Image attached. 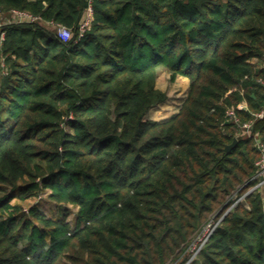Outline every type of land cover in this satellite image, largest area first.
<instances>
[{
	"label": "trees",
	"instance_id": "trees-1",
	"mask_svg": "<svg viewBox=\"0 0 264 264\" xmlns=\"http://www.w3.org/2000/svg\"><path fill=\"white\" fill-rule=\"evenodd\" d=\"M11 9L40 18L0 28V264L185 263L196 234L256 182L264 0H0ZM161 69L189 88L158 120L146 114L167 97ZM42 190L57 213L23 209ZM187 264H264V185Z\"/></svg>",
	"mask_w": 264,
	"mask_h": 264
},
{
	"label": "rangeland",
	"instance_id": "rangeland-1",
	"mask_svg": "<svg viewBox=\"0 0 264 264\" xmlns=\"http://www.w3.org/2000/svg\"><path fill=\"white\" fill-rule=\"evenodd\" d=\"M0 65L2 64L0 63ZM156 86L160 88L161 90L165 91L167 94V97L164 101L153 105L148 110L146 117L151 118V119L162 120V119H166L173 113L177 112L183 99L187 95V91L189 88V81H188V78L183 75H178L175 80H170L169 72L165 69H161L156 78ZM48 192H49L48 190H42L37 195L31 196L30 198L23 201L22 202L23 209L27 211L28 206L35 204L39 206L40 208H42L43 210H45L48 215L57 213L58 206L52 199L49 198ZM244 193L234 196L233 203L230 204L225 209L223 214H225L229 209H231V207L236 202L242 201L245 195ZM12 201H14V199ZM66 208H67L66 218L68 222H70L73 225L74 219H75L76 207L72 205H67ZM222 216H220L218 219L213 217L210 223L211 224L217 223ZM207 225L208 223L205 224V226ZM202 231L203 229L198 234H196V236L193 238L190 244V247L188 248L189 253H188L187 260L185 261V263H181L179 260L177 261L170 260L168 264H187L189 263L191 259L195 256L196 249L202 245L201 242L199 241V236L202 233Z\"/></svg>",
	"mask_w": 264,
	"mask_h": 264
},
{
	"label": "built area",
	"instance_id": "built-area-1",
	"mask_svg": "<svg viewBox=\"0 0 264 264\" xmlns=\"http://www.w3.org/2000/svg\"><path fill=\"white\" fill-rule=\"evenodd\" d=\"M91 0H88V2H90ZM40 17L37 15H33L28 11L25 10H20V9H11L8 11L7 14H4L0 11V28L6 24L7 22L11 21V20H15V21H22V20H37ZM92 18V7L91 4L89 3L86 7V11L84 14L83 19L81 20V22L78 24V36H82L84 31L86 30V28L89 26L90 21ZM56 28V35L57 37L61 38V39H67L71 36V29L65 25L62 24H55L54 25ZM4 38V30L0 29V42L2 41V39ZM238 107H246V103L244 102H240L238 104ZM264 108H262L261 110L255 112V116H261L263 114ZM225 116L227 119H232L236 122L239 121V116L236 113L235 108L233 107H228L225 111ZM251 126V122L250 121H244L241 124L242 128L248 129ZM257 147L260 151V155L257 158L255 164H256V169L254 174L252 175V178L256 180V182L250 186L247 189V192H245L244 194H247L248 192H250L251 190H253L256 187H261L264 185V142L257 140L256 141ZM216 223H208L207 226L203 227V231L199 236V241L201 242V244L205 241V239L208 237V235L211 233V231L213 230V228L215 227ZM200 247H198L195 251V253H197V251L199 250Z\"/></svg>",
	"mask_w": 264,
	"mask_h": 264
},
{
	"label": "water",
	"instance_id": "water-1",
	"mask_svg": "<svg viewBox=\"0 0 264 264\" xmlns=\"http://www.w3.org/2000/svg\"><path fill=\"white\" fill-rule=\"evenodd\" d=\"M236 141H237V138L234 137L230 143L225 144L224 149L229 150L230 148H232L235 145Z\"/></svg>",
	"mask_w": 264,
	"mask_h": 264
}]
</instances>
